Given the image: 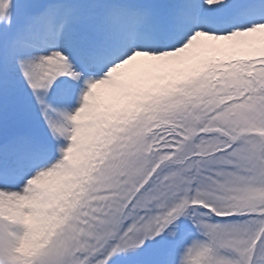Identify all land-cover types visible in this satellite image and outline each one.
I'll use <instances>...</instances> for the list:
<instances>
[{
	"label": "snow or ice",
	"instance_id": "obj_1",
	"mask_svg": "<svg viewBox=\"0 0 264 264\" xmlns=\"http://www.w3.org/2000/svg\"><path fill=\"white\" fill-rule=\"evenodd\" d=\"M0 264H264V0H0Z\"/></svg>",
	"mask_w": 264,
	"mask_h": 264
}]
</instances>
